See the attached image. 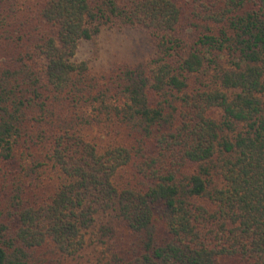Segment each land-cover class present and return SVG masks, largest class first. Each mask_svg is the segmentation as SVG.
<instances>
[{
	"label": "trees",
	"instance_id": "trees-1",
	"mask_svg": "<svg viewBox=\"0 0 264 264\" xmlns=\"http://www.w3.org/2000/svg\"><path fill=\"white\" fill-rule=\"evenodd\" d=\"M0 264H264V0H0Z\"/></svg>",
	"mask_w": 264,
	"mask_h": 264
},
{
	"label": "rangeland",
	"instance_id": "rangeland-1",
	"mask_svg": "<svg viewBox=\"0 0 264 264\" xmlns=\"http://www.w3.org/2000/svg\"><path fill=\"white\" fill-rule=\"evenodd\" d=\"M155 54L154 42L144 29L135 27H106L94 39L83 41L76 58L88 60L97 75L109 74L118 62L137 64ZM128 228L119 229L121 241L128 239Z\"/></svg>",
	"mask_w": 264,
	"mask_h": 264
}]
</instances>
